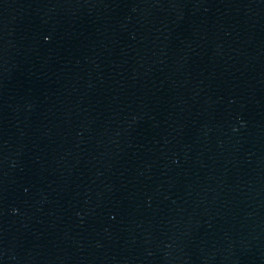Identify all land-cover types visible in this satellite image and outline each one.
<instances>
[{
	"label": "water",
	"instance_id": "obj_1",
	"mask_svg": "<svg viewBox=\"0 0 264 264\" xmlns=\"http://www.w3.org/2000/svg\"><path fill=\"white\" fill-rule=\"evenodd\" d=\"M0 264H264V0H0Z\"/></svg>",
	"mask_w": 264,
	"mask_h": 264
}]
</instances>
